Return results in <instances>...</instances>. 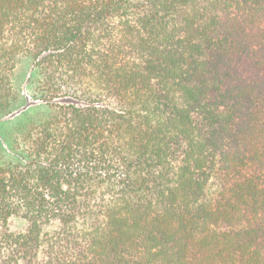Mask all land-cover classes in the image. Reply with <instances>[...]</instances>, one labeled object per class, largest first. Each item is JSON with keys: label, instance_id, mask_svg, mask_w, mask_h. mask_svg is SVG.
I'll return each instance as SVG.
<instances>
[{"label": "trees", "instance_id": "trees-1", "mask_svg": "<svg viewBox=\"0 0 264 264\" xmlns=\"http://www.w3.org/2000/svg\"><path fill=\"white\" fill-rule=\"evenodd\" d=\"M0 115V264H264V0H0Z\"/></svg>", "mask_w": 264, "mask_h": 264}, {"label": "rangeland", "instance_id": "rangeland-1", "mask_svg": "<svg viewBox=\"0 0 264 264\" xmlns=\"http://www.w3.org/2000/svg\"><path fill=\"white\" fill-rule=\"evenodd\" d=\"M31 70H32V61L25 59L22 60L14 73L12 83L14 85V88L20 93V98L18 102L14 105V109H18L21 112H25L26 108L29 105L30 109L34 108H40L43 106L42 102L36 101L33 99V95L31 93V90L27 86V81L31 75ZM42 104V105H41ZM28 108V109H29ZM17 110V111H18ZM20 114H15V115H20ZM11 115H0V130H6L8 129V124L6 123V120L10 118ZM3 121V122H2Z\"/></svg>", "mask_w": 264, "mask_h": 264}]
</instances>
